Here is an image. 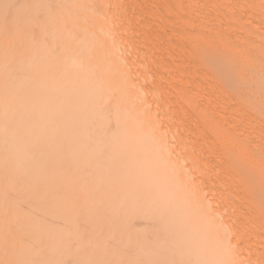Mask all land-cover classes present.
I'll use <instances>...</instances> for the list:
<instances>
[{"label": "bare ground", "instance_id": "obj_1", "mask_svg": "<svg viewBox=\"0 0 264 264\" xmlns=\"http://www.w3.org/2000/svg\"><path fill=\"white\" fill-rule=\"evenodd\" d=\"M217 1H211L208 6L213 3L218 5ZM116 2L117 0L115 3L113 0H105L102 4L99 2L97 3L99 5L89 4L83 9L75 4L68 10L63 18L59 34L61 53L54 63L52 72L46 76L48 80L45 81V89L37 93L35 99L31 97L33 104L24 106L18 114H14L10 124L0 125V264L8 263L6 251L9 248L11 236L15 235L27 237L21 239L19 243L43 248H67L76 245L92 249L100 248V252H106L107 248L111 249L109 256L100 259L101 264H264V246L260 244L262 246L260 247L257 242L254 243V240L260 243L259 240L264 238V146H262L264 145V0H243L244 7L241 5L234 7L233 0H228V4L233 3V6L229 7L236 8L235 11L231 8L234 12H230L228 8L229 12L224 16L222 14L224 10L222 13L220 12L222 9L217 10L222 17L219 18L217 14L218 22L214 25L208 24L206 19H204L205 22H200L201 19L198 21V13L196 20L199 23L192 19L194 23H197L194 25L198 27L194 33L187 27L190 26L191 14L194 12L197 14L198 9L195 8L196 10L190 12L194 7L191 6L188 10L191 4H186V0L184 4H189L187 10L190 14L187 16L190 18L180 20L176 26L183 28L176 30V33L179 31L178 33L181 34H177V42L181 37L182 43H179V47L183 50L186 47L183 44L186 38H192L198 45L204 42V46H196L192 53L189 49L186 48V50L192 54L194 61L196 60L195 63L203 72L204 76L201 74L203 76L201 77L203 79L206 77L208 84L206 80H203L205 86L207 85L206 88L210 85L220 90L216 91L220 100L227 94L229 103L231 100L234 101L232 106L236 104L245 115L246 121H243L247 131L253 127L257 131V133L252 131L258 137L256 141L261 137L256 145L247 144L246 141L249 139L247 135L244 136L241 133L242 138L236 129L237 133L235 132L233 124L229 126L230 131L228 128V131L225 129L228 135L226 140L220 139L213 132L206 134L209 137L207 143L212 142L214 148L216 146L215 149H218L217 151H220L219 154L221 153L223 157L222 163L226 172L221 174H228L226 177L224 175L226 178L224 179L227 182L229 180L228 184L233 185L232 188L234 187L236 192V195L235 192H231V197L227 196L230 195L227 193V202L230 198L231 201L230 204L225 202L226 206L233 204L231 207L235 208V205L240 203L239 206H242V201L248 202V206H242L246 207L244 211L238 210V205L236 207L238 213L231 208L234 211L233 215H231L232 212L227 213L226 209H223L224 213L220 210L218 212L217 209L224 202L218 203L219 207L215 209L218 206L217 202L209 200L207 196L210 193L209 190H212L210 196H214L216 192L210 187V183L215 179L212 177L217 168L213 172L210 159L212 167L209 169L210 164L203 163L204 161L202 162L198 157L202 164L190 156V152H185L187 144L183 133L180 136L184 142L181 139L177 140V135L175 138V127L177 125L178 128L184 119L177 120L175 123L171 120L158 106L157 89L159 88L152 85L158 75L163 76V72L160 71L163 67L160 66L161 63L155 64L156 68L161 67L160 70L159 68L156 70L160 71L161 75L158 73L154 77V70L151 73L154 78L151 84V74L149 75L147 70L155 69V65L151 63L154 59L150 60L151 66H148L151 67L150 69H147L149 60L148 64L144 65L142 60L136 62L137 58L132 59L135 50L140 49H137L138 46L144 49L142 45H138L141 40L137 41L144 36L140 34L139 38H131L130 34L135 33H129L130 28L129 31L127 30L128 34L125 32L127 27L123 23L125 22L123 18L126 16L124 11L127 8L125 6L123 8L122 5L125 3L122 1L118 2L119 6ZM201 2L204 5V1ZM207 3L209 4V1ZM161 4L164 5L163 2ZM170 4L172 8L177 9L178 0H171ZM202 4L198 10L201 14H203L201 10H204L200 9L204 7ZM163 7L166 9V6ZM210 8L214 9V6ZM158 9L160 11L161 7ZM120 10L123 12L121 19ZM183 12L186 13L185 9ZM141 13L144 12L141 11ZM177 16L180 17L181 14ZM225 18L230 24L235 23V26L230 25V28L227 26L230 30L222 32L221 24L225 27L226 24L223 23L227 22ZM134 20L135 18L133 22H136ZM129 21L132 20L129 19ZM12 24H14L13 20ZM173 26L175 27L174 21ZM191 27L193 28L192 25ZM215 29L220 32L215 33ZM153 31L150 32L153 33ZM173 32L175 33V30ZM133 38L135 42L131 41ZM155 38L160 39V37ZM144 40L148 42L146 46L160 45L158 41L150 43L151 41L146 40V37ZM163 40H166V36ZM173 44L171 48L175 47L177 51L178 43H175L176 46ZM154 45L145 49H152ZM157 47L155 46L156 49ZM182 49L180 52L183 53ZM135 53L134 56H136ZM154 55L157 54L154 52ZM138 56H140L139 53ZM146 56H143V59ZM169 56L170 54L167 57ZM192 56L186 57H190L191 60ZM186 60L189 62L188 59ZM157 62L160 61L157 60ZM190 63L187 66L193 65ZM167 67L164 69L167 70ZM193 68L197 70L196 65H193ZM183 74L188 76L186 73ZM188 74L190 76V73ZM197 77L195 79H198ZM158 80H160L159 77ZM160 83L161 88L163 82ZM191 84L188 83L189 89L192 87ZM170 88L173 89L174 94L175 88ZM181 88L184 91V87ZM192 89L194 90V87ZM209 89L211 90L210 87ZM179 91H181L180 88ZM179 91H175V94ZM203 92H205L204 88ZM159 93L163 95L165 92ZM180 93L177 95L183 97ZM218 93L224 95L221 96ZM191 94L194 96L193 92ZM185 95L187 96V93ZM190 95L185 96L186 100ZM192 95L193 100L195 96ZM174 97L178 98L175 95L171 99L174 100ZM226 97L225 100H227ZM223 101L222 99L220 102ZM198 102H200L199 99ZM205 102L200 103L204 105H199L205 106ZM190 103L192 102L186 103L187 108L190 107ZM182 104L185 105V103ZM184 108V113L188 110L192 111V108ZM229 108H231L230 105ZM207 110L206 108V117L202 114L205 120L209 121L217 117L212 116L213 113L210 115L209 111L207 115ZM175 111L176 109L173 112ZM179 114L175 116L176 119L180 116ZM230 115L233 117V114L230 113L228 116ZM220 116H224L223 113ZM232 121L234 123V117ZM240 121L242 122V119ZM214 126H216L215 123ZM222 126L224 129L225 126ZM240 126L243 127V124ZM242 127L241 130H244L245 128ZM181 128L184 129L186 136L187 133L192 135L189 131L187 132L188 128L186 131L183 126ZM203 129L202 127L201 130ZM215 129L213 127V130ZM202 134L205 139L203 132ZM244 138L246 141H243ZM194 140L198 141L196 138ZM204 146L200 143L202 147V149L199 147L200 151L205 148ZM190 149H192L191 146ZM201 152L205 153L204 150ZM209 154H206L207 159ZM211 154H214V151ZM218 164L217 167L221 165V163ZM222 169L221 165L214 176L219 175ZM223 175L220 176L223 177ZM207 178L210 179V183ZM216 180L218 181L217 178ZM216 180L215 185H217ZM225 180L222 179L219 182L222 183ZM219 182L218 186L222 187ZM208 188L209 192L206 190ZM221 192L220 196L224 193ZM239 194L240 198L237 199ZM220 196L216 198L222 201L223 197L220 198ZM212 205L215 206H213L215 210ZM225 213L229 215V218L230 215L232 216L230 220L225 218L224 221L221 215ZM261 242L264 243V240ZM146 248H165V250L146 257L140 256L139 254ZM131 252H134L133 258L126 255ZM95 260L98 259L91 256L77 258V256L66 254L46 259L43 264H95Z\"/></svg>", "mask_w": 264, "mask_h": 264}, {"label": "rangeland", "instance_id": "obj_2", "mask_svg": "<svg viewBox=\"0 0 264 264\" xmlns=\"http://www.w3.org/2000/svg\"><path fill=\"white\" fill-rule=\"evenodd\" d=\"M105 0H0V125H8V124H10L11 123V121H13V117H14V114H18V112L21 110V108H23L24 106H28V105H31V104H33V99H35V96L37 95V93H40V91L42 92L44 89H45V81L46 80H48V77H47V79H46V76H47V74H49V73H51L52 72V68H53V66H54V63L56 62V60H57V58H58V56H59V54L61 53V51H60V31H61V28H62V24H63V18L65 17V15L67 14V12H68V10L70 9V8H72V7H74L75 6V4H77V7L78 8H80V9H83V8H86L89 4H94L95 3V5H99V4H102L103 2H104ZM115 1L116 0H113V3H115ZM123 2V3H125V5H122L123 6V8H124V6L127 8V10H125L126 11V13H125V11H124V14L126 15H124L123 17V20L125 21V22H123L124 23V25H125V27H127L126 29H125V32H127V34H128V29L130 28L131 30V32H129V33H135V34H130V37L132 38V37H140L139 35L141 34V36L143 35L144 36V38L142 37L141 39L139 38H137L138 40L137 41H140L141 40V42H139L138 43V45H142V47L145 49V47H149L150 46V48H151V45H154V44H150L149 46H146L147 44L146 43H148V42H146L144 39H145V37H146V40H148L150 43H154L155 41H158L159 43H160V45L159 44H157L158 45V47H157V45H154L153 46V50L152 49H150V48H148L149 50H151V51H149V50H147V48L144 50V49H141V47H137V49L138 48H140V49H138V50H140V52H141V54H142V57H140L141 56V54H140V52H136V51H138V50H135V54H136V56H134V53H133V57H132V59L133 60H135L136 58H137V60H135L136 62L138 61V60H142V62L144 63V65L146 64H148V60H149V64L147 65V69H150L148 66L150 65L151 66V64H150V60H152V59H157L158 61H160V62H157V60H155V62H154V60H152L153 62H151L152 64H158L159 65V63H161V67H163L162 69L164 70H160V68L159 67H157L156 68V66L157 65H152V66H154V68L155 69H150V70H147V72H148V74L150 75L151 73H153V71L155 70V72H157V73H153L154 75V77H155V74L157 75L160 71L161 72H163V76L162 77H160L159 75H158V77H159V79L161 80V78L163 79V80H161L163 83H162V85L164 86L165 85V87H163L162 85H161V88L163 89V91H160V90H162L161 88H160V85L159 84H161L160 82V80H158V77H157V79H154V78H152L153 76H152V74L150 75V77L152 78V79H150L151 80V84H152V80L154 79V80H156L155 82L159 85H157V84H155V82H154V80H153V83L154 84H152L153 86L155 85V87L156 88H159V89H157V92L159 93V92H161V93H163V92H165L164 94H166L168 97H166V95H162V94H158L157 93V100H159L158 102H157V104H158V106L162 109V110H164L165 112H166V114L171 118V120L175 123V121H177V120H183L184 119V121H181L180 122V124H181V126H183L184 128H185V131H186V129H187V132L189 131V133H191L192 135H188V133H187V136H186V134L184 133V129H182L181 128V126H180V124H179V127L177 128V125H176V127H175V131H174V136H175V138H176V135H177V140H180L181 139V141L182 142H184V140H183V138H182V136H180L182 133L184 134H182L183 136H184V139L186 138L187 140H189V141H187L186 139H185V143L187 144L186 145V150H185V152H190L189 154H190V156H192V157H194L196 160H198V161H200L201 162V160H202V162L203 163H207V165H209L210 164V166H208L209 167V169L212 167V165H211V162H212V164H213V167H212V171L214 172V169H216V171L214 172V174L215 173H217L218 172V168L222 165L223 166V169H222V172L220 171L218 174L219 175H217V176H214V174H213V177L212 178H215L214 179V181L216 180V178L218 179V181L216 180V182H217V185H215L216 183L214 182V183H212V181H211V183H210V179L209 178H207L208 179V182L211 184V188H213V191L215 190L216 192L214 193L215 195L217 194V196L216 197H218V196H220L219 194H220V192H221V190H222V192L221 193H223V194H221V196L223 197V199H226V198H228L227 196H230L231 197V192H235V189H234V187L232 188V186L233 185H230V184H228V182H229V180H228V182H227V180H225L226 178V175H228L227 173L226 174H224L225 175V177H224V175L223 174H221V173H225L226 172V169H225V167H224V163H222V161L224 162V160H223V157H222V155H221V153L219 154V152L217 151L218 149H215L216 148V146H215V148H214V145H213V143L211 142V143H207V140H208V142H209V139H207V138H209L208 136H206V134H208V133H214L216 136H218L220 139H224L225 138V140L228 138V135H227V132H226V130L228 131V129H229V131H230V128H229V126H232V124H233V128H234V130L236 129L237 131H238V134H240L241 135V133L242 134H244V136H246L247 135V138H249L248 139V141H246L245 140V138L243 139V141L245 140L246 141V143L247 144H251V145H256L259 141H260V139H261V137L258 139V141H256L257 140V136H256V133H257V131H255L256 129L255 128H250L249 129V127H248V131H247V129H246V125H245V122L244 121H246L245 120V115H243L242 113H241V111L238 109V107L236 106V104H235V106H232V102H233V105H234V101H230V103H229V100L230 99H228L226 96H228L227 94L224 96V97H220L221 98V100L218 98V96H217V92L216 91H220V90H217V89H214V88H212L210 85L208 86V88H206L207 87V85L205 86V84L203 83L205 80H206V84H208V81H207V79H206V77H204L205 79H203L202 77L204 76L203 75V72L201 71V69H200V67H199V65L198 64H196L195 63V61H194V57L192 56V54H190V53H192V51H194V48L196 47V46H199V45H202V46H204L203 45V41L200 43L199 41H201L200 39H199V41H198V43H200L199 45L198 44H195V41H193V39L192 38H190V39H188V38H186L185 40H184V42H183V44H185L186 45V47H184V50L181 48V47H179V43H182V42H180V38H178V41L179 42H177V34H179L178 32L179 31H177V33H176V30H178L179 28H181V27H176L177 25H178V23H180V20L182 21V20H184V19H186V18H190V17H188L187 16V14H190L189 13V11L188 10H190L191 8V6H193L194 8H193V10L191 9L190 10V12L192 11H194V10H196V9H198L199 10V6H201V4H202V0H187V2H186V4L187 3H189V4H191L190 6H189V4L188 5H186V4H184L185 3V1L184 0H178V6L176 7L177 9H175L174 7V9L172 8V6H171V0H165V1H163V0H134V3L138 6H136L134 3H133V0H117V2H116V4L119 6V4H118V2ZM137 1V2H136ZM145 1V2H144ZM164 3V5H162L161 3L162 2ZM169 1V2H168ZM183 1V2H182ZM204 2V7H206V5H207V7L206 8H204V7H200V9H204V10H201V11H203V14H201V12L200 11H198V10H196L197 12V14H195V12H194V14H191L192 16H191V18L189 19L190 20V26L189 27H187L188 28V30L190 31V32H195L194 30L196 29H198V27L197 26H195L194 24H197L196 22L194 23V21L196 20V16L198 15V13H199V16L197 17V20H198V18H199V20L198 21H200V19H201V21L200 22H205L206 20H207V22H209L208 24H212V25H214L215 23H217L218 21H216V19L218 18L216 15L218 14V16H219V13L221 12H223V10H224V13H222L224 16L230 11V12H234L235 11V9H234V7H236V6H238L239 5V7H240V5L242 6V7H244V3H242V1L240 0V1H238V0H233V3H234V7H231V8H233L234 9V11H233V9H231L229 6H233V3L231 4V2H229L230 4H228L227 2H228V0H226L227 2H224V1H217L219 4L217 5V3H213L211 6H208V5H210L211 4V1H214V0H203ZM206 1V2H205ZM207 1H209V4L207 3ZM232 1V0H231ZM236 1V2H235ZM99 2V4H97ZM129 4H128V3ZM144 2V3H143ZM157 2H160V3H157ZM240 2V3H239ZM16 3V4H15ZM123 3H121V4H123ZM207 3V4H206ZM236 3H237V5H236ZM142 4V5H141ZM169 4V5H168ZM225 4V7H223V5ZM52 5V6H51ZM128 5V6H127ZM134 5H135V8H134ZM157 5V6H156ZM159 5V6H158ZM185 7H184V6ZM17 6H18V8H17ZM122 6L120 5V7L122 8ZM163 6H166V9H165V7H163ZM187 6H189V9L187 8ZM212 6H214V9L215 8H217V9H215V14H214V9H212V8H210V7H212ZM119 7V9H121ZM129 7V8H128ZM139 7H141L140 8V10H139ZM158 7L160 8L161 7V9H163V11H161V9H160V11H159V9H158ZM167 7H170V8H167ZM198 7V8H197ZM221 7V8H220ZM122 8V9H123ZM125 8V9H126ZM138 10H137V9ZM156 8H157V10H156ZM196 8V9H195ZM227 8V9H226ZM230 10H229V9ZM121 9V10H122ZM129 9H130V11H129ZM167 10V12L165 11V10ZM185 9V11H186V13L185 12H183V10ZM188 9V10H187ZM222 9V10H221ZM18 10V11H17ZM120 10V13L123 11H121ZM133 10L135 11V12H133ZM138 12H137V11ZM145 10V11H144ZM211 10H213L212 12L209 11ZM217 10H221L220 12H218ZM227 12H226V11ZM229 10V11H228ZM9 11V12H8ZM141 11L142 12H144V13H141ZM205 11V12H204ZM19 14H18V13ZM162 12V13H161ZM176 12V13H175ZM179 12V13H178ZM188 12V13H187ZM218 12V13H217ZM135 13V14H134ZM137 13L139 14V15H137ZM157 13V14H156ZM16 14V15H15ZM122 14H123V12L120 14V19H121V17H122ZM165 14V15H164ZM181 14V18L180 17H178L177 15H180ZM183 14V15H182ZM211 14H214V15H211ZM148 15V16H147ZM164 15V16H163ZM200 15H202V16H200ZM205 15V16H204ZM139 16V18H140V20H139V18H136V17H138ZM142 16H143V19H142ZM166 16V17H165ZM167 16H169V18H167ZM176 16V17H175ZM193 16L195 17V18H193ZM204 16V17H203ZM215 16V17H214ZM131 17H132V19H131ZM175 17V18H174ZM217 17V18H216ZM222 16H221V14H220V16H219V18H221ZM41 18V19H40ZM126 18V19H125ZM127 18H129L130 20H132V21H129V19H127ZM136 19V20H134V21H136V22H133V19ZM145 18H147V19H145ZM154 18V19H153ZM158 18H160L159 20H158ZM203 18V19H202ZM150 19H151V21H150ZM171 19V20H170ZM178 20L177 22L175 21V20ZM194 21H193V20ZM204 19H206V20H204ZM226 19V18H225ZM12 20H13V23L14 24H12ZM128 20V21H127ZM144 20V21H143ZM149 20V21H148ZM166 20V21H165ZM191 20H192V24H191ZM196 20V21H197ZM203 20V21H202ZM227 20V19H226ZM173 21H174V24H175V27L173 26ZM197 21V22H198ZM221 21H223V19L221 20ZM229 20H227V22H228ZM128 22H129V24H128ZM150 22V23H149ZM164 22V23H163ZM227 22H224L223 24H226L225 25V27L221 24V27H222V32H225V31H227L232 25H234L235 23H233V24H230L229 22H228V24H227ZM133 23H135L134 24V26L132 25ZM136 23H138V25L136 24ZM140 23H141V26H140ZM142 23H144V24H142ZM165 23H167V24H165ZM177 23V24H176ZM199 23V22H198ZM25 24V25H24ZM158 24V25H157ZM163 24H164V26H163ZM14 25V26H13ZM132 25V26H131ZM154 25H157V26H154ZM171 25V26H170ZM191 25L193 26V28L191 27ZM231 25V26H230ZM21 26H23V27H21ZM130 26V27H129ZM138 26H139V28H138ZM144 26V27H143ZM152 26V27H151ZM169 26V27H168ZM229 28H228V27ZM235 26V25H234ZM135 27V28H134ZM149 27H151L150 29H149ZM155 27V28H154ZM158 27H159V29H158ZM173 27V28H172ZM195 27V28H194ZM197 27V28H196ZM213 27V26H212ZM30 30H29V29ZM144 28V29H143ZM161 28V29H160ZM168 28V29H167ZM190 28H192V29H190ZM37 29V30H36ZM139 31H138V30ZM153 29H154V31H153ZM156 29V30H155ZM173 29V30H172ZM183 28H181V30H182ZM128 30V31H127ZM141 30V31H140ZM142 30H143V33H142ZM148 30V31H147ZM158 30V31H157ZM163 32H162V31ZM175 30V33L173 32ZM180 30V29H179ZM230 30V29H229ZM144 31H146L145 32V34H144ZM153 31V33H151V32ZM157 31V32H156ZM169 31V32H168ZM171 31V32H170ZM167 32V33H166ZM182 34H183V32L182 31H180ZM214 32L215 33H218V32H220V31H218L217 29H215L214 30ZM156 33V34H155ZM160 33H164V34H160ZM172 33H174L173 35H171ZM149 34V35H148ZM151 34V35H150ZM154 36H153V35ZM131 35H133V36H131ZM169 35V36H168ZM179 35H181V34H179ZM129 36V35H128ZM150 36V37H149ZM162 36H166V40H163L164 39V37H162ZM170 36H171V38H170ZM175 36V37H174ZM155 37H157V38H159L160 37V39H156ZM174 37V38H173ZM179 37V36H178ZM8 38V39H7ZM149 38H151L150 40H149ZM168 38H169V40H168ZM183 38V37H182ZM14 39V40H13ZM176 40L175 42H174V40ZM7 40V41H6ZM135 39L133 38V39H131V41H133V42H135L134 41ZM160 40H161V42L163 43V42H165V43H161L160 42ZM168 40V41H167ZM173 40V41H172ZM137 41H136V43H137ZM181 41H182V39H181ZM189 41V42H188ZM23 42V43H22ZM169 42V43H168ZM172 42V44H173V42H174V44L176 43H178V45H177V47H178V49H177V47H176V49H177V51L175 50V47H174V49H173V47L171 48V46H172V44H170ZM187 42V43H186ZM141 43H143L144 44V46H143V44H141ZM174 44H173V46H174ZM176 44H175V46H176ZM164 45L167 47H164ZM193 45V46H192ZM155 46L157 47V49L155 48ZM182 46V45H181ZM159 47L161 48V49H159ZM183 50V53H182V51L180 52V50L181 49ZM186 48L187 49H189V52L190 53H188V51L186 50ZM164 49H165V51H164ZM173 49V50H172ZM143 50L145 51V52H143ZM161 50V51H160ZM186 50V51H185ZM146 51H148V53H149V55H148V53L146 52ZM167 51V52H166ZM177 53H176V52ZM154 52H155V54H157L156 56L154 55ZM157 52V53H156ZM164 52H166V53H164ZM169 52H171V53H169ZM180 52V54H183V55H180V54H178ZM185 52V53H184ZM138 53H139V55L140 56H138ZM147 53V54H146ZM164 53V54H163ZM170 54V56L169 57H167L169 54ZM166 54V55H165ZM173 54H175V55H173ZM190 54V55H189ZM148 57H147V56ZM150 55H151V58H149L150 57ZM159 55H162L161 57L159 56ZM143 56H146V57H144V59H143ZM184 56V57H183ZM188 56H192L191 58L193 59H191L192 60V64L193 65H196V68H197V65H198V68H199V71L197 72V70H198V68H197V70H195V68H193V65H190V67L189 66H187V65H189V63H190V57L189 58H187ZM138 57H140V59H138ZM154 57H156V58H154ZM157 57H159V58H157ZM171 57V58H170ZM149 58V59H148ZM162 58V59H161ZM188 59V61L189 62H187V60L186 59ZM23 59H25V61L23 60ZM168 59V60H167ZM173 60V62H171ZM27 61V62H26ZM145 61H147V62H145ZM168 62H170L169 64H168ZM166 63V65H168V67L166 66V65H164ZM190 63V64H191ZM182 64H183V66H182ZM184 64H186V65H184ZM164 65V66H163ZM170 65V66H169ZM172 65V66H171ZM181 66V67H180ZM191 66H192V68H191ZM167 67V70L166 69H164V68H166ZM195 67V66H194ZM153 68V67H152ZM158 68H159V72L158 71H156V70H158ZM190 68V69H189ZM182 69V70H181ZM1 70H2V72H1ZM192 70V71H191ZM193 70H195V72L193 71ZM4 71V72H3ZM152 71V72H151ZM167 71V72H166ZM189 71V72H188ZM191 71V72H190ZM186 73L188 76H184L185 74H183V73ZM202 72V73H201ZM166 73H168V74H166ZM188 73H190V76H189V74ZM191 73H192V75H191ZM200 73V74H199ZM160 74V73H159ZM181 74H183L182 76H180ZM195 74V75H194ZM196 74H198L197 76H196ZM203 76H202V75ZM5 75H7V76H5ZM161 75V74H160ZM179 75V76H178ZM166 76V77H165ZM168 76H170V77H168ZM175 76H178L177 78L175 77ZM192 76H194V77H192ZM202 76V77H201ZM180 77V78H179ZM183 77V78H182ZM186 77H188V79L186 78ZM198 78V79H195V78ZM202 79H201V78ZM21 78V79H20ZM167 78V79H166ZM174 78V79H173ZM179 78V79H178ZM184 78H185V80H184ZM192 78V79H191ZM200 78V79H199ZM20 79V80H19ZM175 79H177V81L175 80ZM187 80V81H186ZM193 80H194V82H193ZM202 80V81H201ZM204 80V81H203ZM218 80H220V79H218ZM2 81V82H1ZM158 81H159V83H158ZM189 81V82H188ZM201 83H200V82ZM34 82H37V83H34ZM179 82L180 84H177V83ZM195 82H196V84H195ZM221 83H222V81H220ZM13 83V84H12ZM167 83V84H166ZM188 83L190 84V83H192L191 85H192V87H194V90H195V92H194V90L192 89V87L189 89V86H188ZM176 84H177V86H176ZM176 86V87H174V86ZM180 85V86H179ZM184 85V86H183ZM204 85V86H203ZM168 89H167V88ZM170 87H173V88H175L174 89V94L177 92V90L179 91V88H180V90L181 91H179L177 94H179L180 92L183 94V97H179L180 95H177V94H175L176 95V97H178V98H181L180 100L177 98H175L174 97V100H172L173 99V96H175L174 94H173V89L172 88H170ZM178 87V88H177ZM181 87H184V91H183V89L181 88ZM209 87L211 88V90L209 89ZM165 88H166V90H165ZM196 88V89H195ZM200 90H199V89ZM203 88H204V90H205V92H203ZM171 89V90H170ZM193 91H192V90ZM213 89V90H212ZM190 90V91H189ZM198 90V91H197ZM207 90V91H206ZM176 91V92H175ZM200 91H202V92H200ZM169 92V93H168ZM170 92H171V94H170ZM191 92H193L194 93V99L193 100H195V99H197V100H195V101H193L192 100V98H191V95H190V93ZM197 92V93H196ZM229 92V94H232L230 91H228ZM180 93V94H181ZM187 93V96L185 95ZM202 93V94H201ZM181 94V95H182ZM197 94H201V95H198L197 96ZM205 94V95H204ZM208 96H207V95ZM219 95H221V93H218ZM161 95H162V97H161ZM173 95V96H172ZM188 95H190L189 96V98L186 100V97H188ZM222 95H224V94H222ZM221 95V96H222ZM4 96V97H3ZM186 96V97H185ZM31 97H33V99H31ZM164 97H166L165 98V100H164ZM185 97V98H184ZM206 99H205V98ZM225 97H226V99L228 100H225ZM30 98V99H29ZM162 98V99H161ZM168 98V99H167ZM172 98V99H171ZM191 98V100H189ZM215 98H216V101H215ZM27 99V100H26ZM176 99V100H175ZM182 99H183V102H182ZM186 101H185V100ZM198 99H199V101L200 102H198ZM203 99V100H202ZM222 99L224 100L223 102L225 103H223V102H220V101H222ZM163 100V101H162ZM179 100V101H178ZM182 103H185V105L184 104H182ZM192 102V103H190V107H188V108H192V111L191 110H186L187 112H185L184 113V110H185V108L184 107H186V109H188L187 108V104L186 103H189V102ZM196 101H197V103H196ZM207 103H206V102ZM210 103H209V102ZM225 101H227L229 104H226L227 102H225ZM167 102V103H166ZM174 102H176V103H174ZM201 102H205V106H200V105H202V104H200ZM196 105H194V104ZM211 105V107H210V105ZM218 103V104H217ZM172 104V105H171ZM197 104H198V106H197ZM200 104V105H199ZM206 104L208 105V106H206ZM222 104V105H221ZM183 105V106H182ZM204 105V104H203ZM215 105V106H214ZM229 105H230V107L232 108H229ZM173 108H172V107ZM218 106L220 107V108H218ZM226 106V107H225ZM227 106H228V108H229V110H228V108H227ZM202 107H205V108H202ZM214 107V108H213ZM216 107V108H215ZM169 108V109H168ZM181 108V109H180ZM201 108V109H200ZM206 108L208 109L207 111H206V114H207V112L209 111V113H210V115L213 113V115L212 116H217L216 118H214V119H210L209 121H207V120H205V110H206ZM209 108L211 109V110H209ZM226 108V109H225ZM235 108V109H234ZM172 111H171V110ZM174 109H176V111L175 112H177V110L179 111V113H175V112H173L174 111ZM182 110L183 111V114H182V111H180V110ZM184 109V110H183ZM203 109V110H202ZM205 109V110H204ZM217 109H220V110H217ZM231 109V110H230ZM213 110H215V111H213ZM227 110V111H226ZM232 110H233V112H232ZM190 111V112H189ZM202 111V112H201ZM204 111V112H203ZM217 111H219V113L217 112ZM231 111V112H230ZM175 115H174V114ZM189 113H191V115L189 114ZM215 113V114H214ZM222 113H223V115L224 116H220V115H222ZM233 114V117H234V119H235V121H234V123H232L233 121V117L230 115V116H228L229 114ZM172 114V115H171ZM180 115V116H178V118L180 117V119H176V117H177V115ZM185 114V115H184ZM186 114L188 115V116H186ZM202 114H203V116H205L204 118H203V116H202ZM181 115H183L182 117H181ZM194 115V116H193ZM208 115V114H207ZM209 115V116H210ZM176 116V117H175ZM191 116H192V118H191ZM195 117V118H194ZM220 117H222V118H220ZM224 117V118H223ZM230 117H231V120H230ZM185 118H186V120H185ZM189 118V119H188ZM176 119V120H175ZM192 119V120H191ZM198 121H197V120ZM216 119H218L217 121H216ZM242 119V122L240 121ZM188 120V121H187ZM214 120L216 121V122H214ZM229 120V121H228ZM244 120V121H243ZM191 121V122H190ZM205 121V122H204ZM222 121V122H221ZM193 122V123H192ZM197 122H198V124H197ZM221 123L222 125H224L225 127H224V129H223V126L220 124L219 125V123ZM236 122H238V123H236ZM241 122V123H240ZM196 123V124H195ZM208 123V124H207ZM214 123H215V125L216 126H214ZM228 123V124H227ZM183 124V125H182ZM213 124V125H212ZM234 124H235V126L237 127H235L234 126ZM241 124H243V127L242 126H240ZM174 125V124H173ZM238 125H239V127H238ZM245 125V126H244ZM186 126V127H185ZM198 126V127H197ZM201 126V128H199ZM205 126H207V127H205ZM209 126H211V127H209ZM214 128H216L215 130H213V127ZM202 127L205 129H203V131L201 130L202 129ZM241 127L242 128H245L244 130H241ZM177 128V129H176ZM191 128V129H190ZM228 128V129H227ZM179 129V130H178ZM181 129V130H180ZM197 129H198V131H197ZM200 129V130H199ZM226 129V130H225ZM254 129V130H253ZM193 132H192V131ZM219 130V131H218ZM235 130V132L237 133V131ZM245 130H246V132H245ZM180 133H178V132ZM181 131H183V132H181ZM197 131V134L195 133ZM204 133V136L206 137L205 139H203L204 137H202L203 136V134H202V132ZM252 131H254V132H256V133H252ZM201 132V133H200ZM207 132V133H206ZM220 132V133H219ZM224 132V133H223ZM244 132V133H243ZM245 133H247V134H245ZM254 134V135H252V134ZM200 134V135H199ZM221 134V135H220ZM195 135V136H194ZM178 136H179V138H178ZM190 136H191V139H189L190 138ZM243 135H241V137H242ZM256 137V138H254V137ZM187 137H189V138H187ZM251 137H253V138H251ZM198 139V141H196V140H194V139ZM243 138V137H242ZM202 139V140H201ZM193 141V142H190V141ZM194 141H196L195 143H194ZM204 143H203V142ZM211 141V140H210ZM251 141V142H250ZM201 143V145L202 146H204V145H206V146H204L205 148L203 149L204 151H205V153H202L201 151H203V150H201L200 151V149H199V147H200V143ZM253 142V143H252ZM263 142H264V139H263ZM199 143V146L197 145ZM188 144H189V146H188ZM194 144V145H193ZM196 145V146H195ZM190 146H191V148L192 149H190ZM195 146V147H194ZM211 146V147H210ZM262 146H264V145H262ZM201 149H202V147H200ZM207 148V149H206ZM194 150V151H193ZM198 151H200V152H198ZM207 151V152H206ZM213 151H214V154H211V152L213 153ZM200 153V154H199ZM210 153V154H209ZM206 154H209V157H208V159H207V157H206ZM200 155H202V156H200ZM222 157H220V156ZM196 156V157H195ZM208 156V155H207ZM211 156H215L214 158H212ZM198 157H199V159H201V160H199L198 159ZM219 157V158H218ZM203 158H204V160H203ZM216 158V159H215ZM218 158V159H217ZM209 159H210V161H209ZM211 159H213V161H215V162H218L217 164L218 165H220V163H221V165L220 166H218L217 167V164L214 162L213 163V161L211 160ZM219 161H221V162H219ZM201 162V163H202ZM202 163V164H203ZM205 164H204V166H205ZM207 165H206V168L208 169V167H207ZM214 166H216V167H214ZM208 169V170H209ZM210 170V171H211ZM209 171V172H210ZM211 173V172H210ZM216 175V174H215ZM223 175V177H221V176ZM212 176V175H211ZM223 180H225V181H222V183H224V184H222V183H220L221 182V180L222 179ZM225 178V179H224ZM220 181V182H219ZM218 182H219V184L222 186V187H220V186H218ZM226 183V184H225ZM213 184V185H212ZM215 185V186H214ZM224 186V187H223ZM210 188V189H211ZM215 188V189H214ZM216 188H218V190H216ZM221 188V189H220ZM231 189H234V190H232L231 191ZM207 191L209 190V188L208 189H206ZM252 190V189H251ZM210 191V193H208L209 195H207L208 196V198H209V200L210 201H214V202H217V205H218V203H222V202H224V203H222V205H221V207L219 208V209H217L218 210V212H219V210L220 211H223V209H226V211H227V213L228 212H232V214L231 215H233V213H234V211L236 212L237 211V213H238V210H241V211H244V208H246V207H242V206H248V202L247 201H242V203H243V205L242 206H239L240 204H237L236 203V201H235V203L238 205V208H236L237 207V205H235L236 207L234 208V207H231L233 204H231V205H229V207H227L226 206V204H225V202H227V199H226V201L224 200L223 201V199H221L222 201H219L218 200V198H216L215 197V195L213 196V195H211L210 196V194H212V190H209ZM208 191V192H209ZM227 191H230V192H227ZM226 192V193H225ZM207 193V192H206ZM227 193L228 194H230V195H227ZM227 195V196H226ZM235 195H236V192H235ZM213 196V197H212ZM221 196H220V198H221ZM217 199V200H215V198ZM219 198V199H220ZM240 198V194L238 195V197H237V199H239ZM230 201H231V198L229 199ZM230 201L229 202H227V203H229L230 204ZM214 202H212L215 206H216V204L214 203ZM211 203V204H212ZM225 204V205H224ZM214 205H212V208L214 209ZM214 206V207H213ZM226 206L229 210H227V208L224 207ZM217 207H219V205L218 206H216L215 207V209L217 208ZM231 208H232V210H234V211H232L231 210ZM214 209V210H215ZM222 209V210H221ZM238 209V210H237ZM216 210V211H217ZM225 211H223L222 213H224ZM223 215H225L226 217H224ZM223 215H221L222 216V218H224V221L228 218L229 220L231 219V215H230V218H229V215L228 214H223ZM228 215V216H227ZM226 218V219H225ZM25 238H27L26 236H23V235H15V236H11V238H10V243H9V248H8V250L6 251V255H7V257H8V263L7 264H43L44 263V261L46 260V259H51V258H53V257H58V256H63V255H66V254H69V255H72V256H77V258H80V257H84V256H91V257H93V258H97L98 260H95L96 262H95V264H101V262H102V260H100L101 258H103V257H106V256H109V253H110V251H111V249H109V248H107V251L106 252H100V248H95V249H92V248H87V247H77L76 245L75 246H70V247H59V248H56V247H50V248H43V247H39V246H32L31 244H27V243H19L20 242V240L21 239H25ZM260 239V238H259ZM259 239H257V240H259ZM263 240H264V238H263ZM263 240H259L260 241V243L258 242V241H256V240H254L255 242V244H256V242H257V244H259V246L260 247H262V246H264L263 244V242H261V241H263ZM262 246H261V245ZM30 245V246H29ZM261 249V248H260ZM85 250V251H84ZM154 250V251H153ZM161 250H165V248H155V249H153V248H146L143 252H141L139 255L140 256H142V257H146V256H150V255H152V254H156V253H159ZM123 254V253H122ZM126 255H128V256H131L132 258L134 257V252L132 253H127Z\"/></svg>", "mask_w": 264, "mask_h": 264}]
</instances>
